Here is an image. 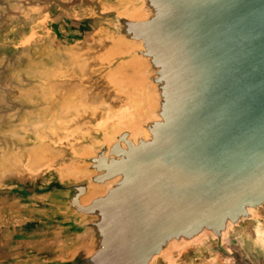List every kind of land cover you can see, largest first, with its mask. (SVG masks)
<instances>
[{
    "label": "water",
    "instance_id": "water-1",
    "mask_svg": "<svg viewBox=\"0 0 264 264\" xmlns=\"http://www.w3.org/2000/svg\"><path fill=\"white\" fill-rule=\"evenodd\" d=\"M68 43L97 37L98 76L127 117L0 196L22 204L7 264H168L231 251L264 209V0H73Z\"/></svg>",
    "mask_w": 264,
    "mask_h": 264
},
{
    "label": "rangeland",
    "instance_id": "rangeland-1",
    "mask_svg": "<svg viewBox=\"0 0 264 264\" xmlns=\"http://www.w3.org/2000/svg\"><path fill=\"white\" fill-rule=\"evenodd\" d=\"M73 0H0V190L29 178L36 183L73 158L91 121L125 107L122 97L98 76L104 44L68 43L64 16L89 14ZM69 51L77 54L71 59ZM51 152L34 164L29 152ZM17 199L0 196V224L20 211ZM264 209L243 223L230 246L240 259L214 252L175 255L168 264H264Z\"/></svg>",
    "mask_w": 264,
    "mask_h": 264
},
{
    "label": "bare ground",
    "instance_id": "bare-ground-1",
    "mask_svg": "<svg viewBox=\"0 0 264 264\" xmlns=\"http://www.w3.org/2000/svg\"><path fill=\"white\" fill-rule=\"evenodd\" d=\"M68 55H69V57L71 59H76V57H77V54L74 53L73 51H69ZM136 104H137L136 101L132 97H128V99L126 101V106L127 107L121 108L120 110H118L117 113L112 112V113L108 114L107 118H109L112 115L111 117H113V118L123 119V118L127 117L128 114H129L128 108L134 107V106H136ZM105 121L99 122L98 126H100V127L103 126ZM51 154H52L51 152H48V151H45V150H42V149H34V150L29 152V160L33 161L34 164H37V163L42 162V160L46 156L51 155ZM257 232L264 236V229L262 230L261 228H258Z\"/></svg>",
    "mask_w": 264,
    "mask_h": 264
},
{
    "label": "crops",
    "instance_id": "crops-1",
    "mask_svg": "<svg viewBox=\"0 0 264 264\" xmlns=\"http://www.w3.org/2000/svg\"><path fill=\"white\" fill-rule=\"evenodd\" d=\"M8 244V240L5 237V228L0 226V264L9 263V257L3 255V251Z\"/></svg>",
    "mask_w": 264,
    "mask_h": 264
}]
</instances>
